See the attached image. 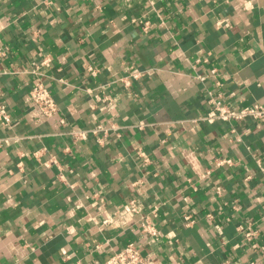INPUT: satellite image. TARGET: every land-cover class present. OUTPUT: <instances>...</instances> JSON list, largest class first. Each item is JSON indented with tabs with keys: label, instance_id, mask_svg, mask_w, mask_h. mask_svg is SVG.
Returning a JSON list of instances; mask_svg holds the SVG:
<instances>
[{
	"label": "crops",
	"instance_id": "0c3cea01",
	"mask_svg": "<svg viewBox=\"0 0 264 264\" xmlns=\"http://www.w3.org/2000/svg\"><path fill=\"white\" fill-rule=\"evenodd\" d=\"M210 99L264 104V0H0V264H102L129 242L155 264H262L264 125L224 140Z\"/></svg>",
	"mask_w": 264,
	"mask_h": 264
},
{
	"label": "built area",
	"instance_id": "2783aa9c",
	"mask_svg": "<svg viewBox=\"0 0 264 264\" xmlns=\"http://www.w3.org/2000/svg\"><path fill=\"white\" fill-rule=\"evenodd\" d=\"M82 1H89V0H82ZM147 23H144V26H147ZM200 61L197 60L195 63H199ZM88 70H91L90 68ZM216 75V70L211 69L208 74L206 75H197V78L200 82L205 81L207 78H214ZM138 74H132L129 77L136 79L138 78ZM129 77H125L121 80V82L127 86L129 84ZM28 97L31 101L32 105L38 110L41 116L44 118H51L56 116L58 113V108L53 100L52 96L50 95L48 89L42 83H35L33 84L30 89L28 90ZM210 103L213 104V108L209 110L204 116L200 119L206 121L208 123H212L214 121H223L227 122L231 125L229 134L227 136H223L224 140L231 141L232 139L238 140V132L236 129L235 124L245 122V121H253L257 122L260 125H264V104L263 105H248L244 107H240L239 109H234L228 105H224L220 103V101L210 99ZM63 123L60 120V124ZM11 124V117L7 112L6 106L0 104V125L3 127H7ZM100 131H105L101 127H96L93 129L91 134L95 135ZM70 135L73 140H79L84 138L85 135L82 132H70ZM235 136V137H234ZM233 137V138H232ZM5 142V141H4ZM2 141H0V145ZM33 156L38 159L39 153L34 152ZM53 162V160H51ZM49 161V162H51ZM146 161V160H144ZM259 163V161H257ZM230 165L231 161L229 159H216L215 165L222 166V165ZM44 166H48V161L43 163ZM261 171L264 172V168L260 167ZM129 209L131 212L138 211V203L136 199H131L128 202ZM210 219V216H208ZM183 226L190 227L194 220L191 218L190 215H184L182 217ZM108 222V221H105ZM137 230L140 234L148 235L153 240L157 239V230L156 228L149 222L148 219L141 220L137 225ZM253 232L246 231L244 233V242H250L254 237ZM263 257L261 258V263L264 264V248L262 247ZM102 264H155L152 257L148 254H143L137 246L129 242L125 244L120 250L115 251L109 254L106 259L103 261ZM221 264H232L230 261L226 260ZM248 264H255L253 261H250Z\"/></svg>",
	"mask_w": 264,
	"mask_h": 264
}]
</instances>
